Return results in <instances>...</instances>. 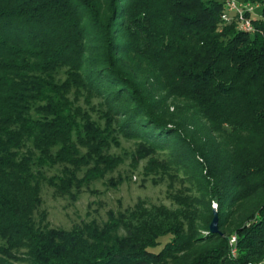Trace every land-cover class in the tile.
Segmentation results:
<instances>
[{
    "label": "trees",
    "instance_id": "obj_1",
    "mask_svg": "<svg viewBox=\"0 0 264 264\" xmlns=\"http://www.w3.org/2000/svg\"><path fill=\"white\" fill-rule=\"evenodd\" d=\"M242 1L259 5L246 14L253 31L224 20L216 0H0V264L264 259V0ZM63 66L86 69L89 86L147 140L183 143L203 198L178 195L179 208L137 206L70 230L37 223L35 161L52 159L74 126L54 76ZM168 97L180 99L173 111Z\"/></svg>",
    "mask_w": 264,
    "mask_h": 264
},
{
    "label": "rangeland",
    "instance_id": "obj_2",
    "mask_svg": "<svg viewBox=\"0 0 264 264\" xmlns=\"http://www.w3.org/2000/svg\"><path fill=\"white\" fill-rule=\"evenodd\" d=\"M147 67L142 62V69ZM85 71L71 75L63 66L54 73L55 81L65 84L74 126L68 141L51 147L52 159L35 161L43 177L40 203L34 212L37 223L70 230L92 221L103 224L111 214L117 216L137 206L179 208L178 195L190 201L202 199L203 184L195 167L179 156L185 145L171 139L162 146L147 140L135 126H128L127 117L108 107L103 96L89 86L82 75ZM160 95L167 96L164 92ZM174 101L180 99L168 97L166 101L171 111ZM35 108L32 113L38 116ZM218 136L227 142L224 132ZM197 205L208 212L206 201ZM217 206L212 201V207ZM260 263L264 264V259L254 264Z\"/></svg>",
    "mask_w": 264,
    "mask_h": 264
},
{
    "label": "built area",
    "instance_id": "obj_3",
    "mask_svg": "<svg viewBox=\"0 0 264 264\" xmlns=\"http://www.w3.org/2000/svg\"><path fill=\"white\" fill-rule=\"evenodd\" d=\"M226 6H234L235 7V17L240 19L241 24L240 27L241 29L245 31H253V24L249 17H247V13L254 14L256 13L257 8H259V5L257 4H252L250 2L242 1V0H226L225 1V7ZM222 17L226 21H231L233 17H227L222 14ZM231 245V252L233 255H236L237 252L233 246V243H230ZM254 264V263H253Z\"/></svg>",
    "mask_w": 264,
    "mask_h": 264
},
{
    "label": "water",
    "instance_id": "obj_4",
    "mask_svg": "<svg viewBox=\"0 0 264 264\" xmlns=\"http://www.w3.org/2000/svg\"><path fill=\"white\" fill-rule=\"evenodd\" d=\"M210 229L212 232H219L220 225H219V213L217 207H214V217L210 223Z\"/></svg>",
    "mask_w": 264,
    "mask_h": 264
},
{
    "label": "bare ground",
    "instance_id": "obj_5",
    "mask_svg": "<svg viewBox=\"0 0 264 264\" xmlns=\"http://www.w3.org/2000/svg\"><path fill=\"white\" fill-rule=\"evenodd\" d=\"M232 13H235V7L234 6H226L224 8V15H226L227 17H229V16L232 17L231 16V15H233ZM235 241H236V238H235V236H233L231 239V243H234ZM234 248L237 252V249L235 246H234ZM260 264H262V263H260Z\"/></svg>",
    "mask_w": 264,
    "mask_h": 264
}]
</instances>
